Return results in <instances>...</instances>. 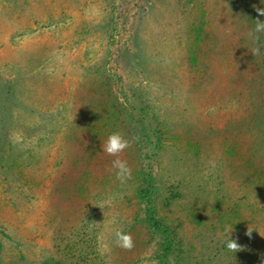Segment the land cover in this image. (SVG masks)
Returning <instances> with one entry per match:
<instances>
[{
  "label": "rangeland",
  "instance_id": "374dc122",
  "mask_svg": "<svg viewBox=\"0 0 264 264\" xmlns=\"http://www.w3.org/2000/svg\"><path fill=\"white\" fill-rule=\"evenodd\" d=\"M256 9L264 0H0V264H154L160 239L136 196L144 170L180 252L171 263L201 261L230 234L245 264H264ZM111 102L131 121L147 107L164 132L153 150L125 125L124 183L102 151Z\"/></svg>",
  "mask_w": 264,
  "mask_h": 264
},
{
  "label": "trees",
  "instance_id": "16d2710c",
  "mask_svg": "<svg viewBox=\"0 0 264 264\" xmlns=\"http://www.w3.org/2000/svg\"><path fill=\"white\" fill-rule=\"evenodd\" d=\"M261 41V38H259V41L257 43L261 45L260 55L263 56L264 53L262 50L263 47ZM104 73L105 81H103V85L107 86L108 88L109 83L113 85L114 75H108L106 72ZM7 88L8 93H10V87L8 86ZM104 107L105 128L102 132V135L112 134L114 132L122 134L124 132L123 128L125 129V125L131 122L130 129L136 128L137 126L138 134H141L142 138L145 139L146 145L149 144L153 148V150H157L162 146L165 140L163 136L164 132L160 128V125L158 124L157 119H155V116L148 113L147 107L136 106V108H133L134 110H137L138 113L137 117L134 120V117H132V121L130 119L132 115L128 113L126 115L124 111H121L119 108H117L118 106H115V104H113L112 102L110 104L108 103L107 105H105L104 103ZM121 116H126L127 120L121 118ZM134 121L136 122V126L133 125ZM130 135L136 136V129L135 132H130ZM91 177L92 170L90 169V164H88L80 170V176L77 178L79 189L76 188V190L77 192H79V194L80 192L85 190L84 182L88 181ZM139 181L140 184L136 186V196L140 199L141 202H145V200H147V202L145 203L144 211L146 215L144 217V221L147 224L150 232L155 234L160 239L159 250L154 255L152 261H154V264H173L171 263V260L173 261L172 256L177 258V255L179 256L180 253L178 249V252L175 249V236L172 234L169 227L156 216L153 207L149 204L151 186L153 182L152 175L147 170H144L141 173V178H139ZM171 196L174 200L179 197V194L176 192ZM186 256L188 257L187 259H185ZM192 259L194 260L193 263L191 262ZM243 259H245L243 251H239L236 253L231 252L227 249L225 242L221 247H215L214 250H210L208 255H206V257H204V259H202L201 261L193 258L189 253H184L181 259L179 258V263L177 262L175 264H245Z\"/></svg>",
  "mask_w": 264,
  "mask_h": 264
},
{
  "label": "clouds",
  "instance_id": "9594fccd",
  "mask_svg": "<svg viewBox=\"0 0 264 264\" xmlns=\"http://www.w3.org/2000/svg\"><path fill=\"white\" fill-rule=\"evenodd\" d=\"M258 16H264V9H256ZM255 27L248 32V37L252 39L254 42L259 41V34L264 33V21L260 19H256L254 21ZM251 54L253 56L260 55V48L254 47L251 50ZM138 139L137 137H133V140ZM131 141L125 139L120 133L114 132L110 134L106 141L102 144V151L109 156L117 157L112 161V168L115 169L116 179L121 183L126 182L127 179L131 178V169L128 167L126 161L119 159V156L122 152H124L127 148L131 147ZM247 235H251V230L248 229ZM115 245L116 247L121 248L125 251H131L134 247V241L129 233H125L117 230L115 232ZM226 247L231 252H239L242 251L241 246L237 243V241L230 239V234L226 239ZM105 251H110V249L105 246Z\"/></svg>",
  "mask_w": 264,
  "mask_h": 264
}]
</instances>
